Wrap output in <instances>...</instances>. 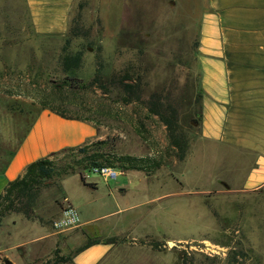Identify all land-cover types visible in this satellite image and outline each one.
I'll use <instances>...</instances> for the list:
<instances>
[{"label":"rangeland","instance_id":"obj_1","mask_svg":"<svg viewBox=\"0 0 264 264\" xmlns=\"http://www.w3.org/2000/svg\"><path fill=\"white\" fill-rule=\"evenodd\" d=\"M202 9V0H76L68 32L40 36L24 0H0V169L24 139L25 152L36 153L82 137L42 107L54 91L77 103H48L68 115L80 106L94 115L95 140L160 162L148 172L113 168L116 178L84 171L95 187L76 173L54 178L38 192L30 218L14 212L0 218V264H51L74 256L91 237L118 239L101 264H264V192L240 190L244 170L235 166L241 162L235 152H226L233 169L217 168L200 137ZM77 54L75 69L64 72L62 59ZM124 74L141 102L122 99ZM66 75L76 86L98 77L104 88L97 82L71 91L62 86ZM149 99L175 118L182 158L161 117L149 114ZM61 181L80 223L92 219L82 227L86 233L80 225L53 226L66 197Z\"/></svg>","mask_w":264,"mask_h":264},{"label":"crops","instance_id":"obj_2","mask_svg":"<svg viewBox=\"0 0 264 264\" xmlns=\"http://www.w3.org/2000/svg\"><path fill=\"white\" fill-rule=\"evenodd\" d=\"M24 3L36 34L63 36L68 32L76 0H24ZM202 6L197 49L201 79L200 137L204 151H211L210 157L218 158L217 168L228 170L234 167L226 152H235L236 159L241 161L235 166L244 170L240 190L264 192V0H202ZM60 119L78 127L82 137L36 153L31 148V152H25L24 139L0 169V194L32 161L48 157L53 151L81 146L85 138L90 142L99 137L92 122ZM61 186L69 199L62 181ZM91 220L82 221L79 227L83 230ZM114 243L101 241L90 245L75 253L70 263L101 264L115 249Z\"/></svg>","mask_w":264,"mask_h":264},{"label":"trees","instance_id":"obj_3","mask_svg":"<svg viewBox=\"0 0 264 264\" xmlns=\"http://www.w3.org/2000/svg\"><path fill=\"white\" fill-rule=\"evenodd\" d=\"M79 56L71 58L64 57L62 59L63 71L69 73L72 69L74 70L78 64ZM72 78L64 77L63 85L67 86L69 90H81L86 87L92 86L95 83H99L100 87L104 88V84L100 81L98 77H95L90 83L82 86H76L72 83ZM130 75L124 74L120 77L118 81L124 89V95L122 99L126 102L138 101L141 102V95L138 90H135L134 84H132ZM59 91H54L53 98L49 101H58L59 106L65 105L66 103H73L76 105L77 97L73 96H58ZM201 96V93H200ZM43 102L42 107L46 108L62 118L75 119V120H85L96 124V120L93 114L84 115L83 112L89 113L90 111L81 107L74 110V114L68 115L66 110L60 108L59 106H54L51 103ZM157 103L153 99L146 101V107L149 114L158 115L161 117L162 121L165 123L169 130V138L172 146L181 148L180 158L183 156V149L181 144L178 143L177 136L174 134L175 128V118L164 117V113L159 109ZM82 110V111H81ZM201 118V117H200ZM56 155V156H55ZM160 162L155 161L150 157H134L129 155L118 154L114 151L113 147L108 143L107 140H94L85 143L81 146L67 147L59 152L53 153L48 157L39 158L35 161L29 163L23 172V174L10 181L0 194V218L7 213H21L24 217L30 218L33 214V209L35 205V200L37 198L38 192L42 187L49 185L54 178L64 176L71 173H77L80 177L81 182L84 185L94 187V183L87 182L85 179L84 171L93 172L95 169L98 171L103 167L110 168H121L122 170H142L150 171ZM113 243L118 241L117 238L111 237L103 239L101 237H91L82 246L78 247L75 253L82 251L83 249L89 247L90 245L99 243ZM72 257H56L51 264H58L62 262L71 261Z\"/></svg>","mask_w":264,"mask_h":264},{"label":"built area","instance_id":"obj_4","mask_svg":"<svg viewBox=\"0 0 264 264\" xmlns=\"http://www.w3.org/2000/svg\"><path fill=\"white\" fill-rule=\"evenodd\" d=\"M93 172L109 178H116L119 175L118 171L110 167H103L99 171L95 169ZM61 201L60 214L53 222L54 228L66 231L78 227L80 225V218L77 209L67 197H63Z\"/></svg>","mask_w":264,"mask_h":264},{"label":"water","instance_id":"obj_5","mask_svg":"<svg viewBox=\"0 0 264 264\" xmlns=\"http://www.w3.org/2000/svg\"><path fill=\"white\" fill-rule=\"evenodd\" d=\"M169 244H173V242H169ZM3 264H13L12 261L8 260V259H5L3 261Z\"/></svg>","mask_w":264,"mask_h":264}]
</instances>
